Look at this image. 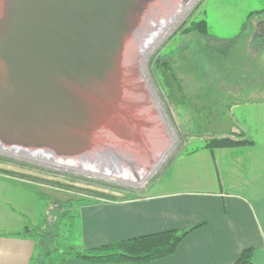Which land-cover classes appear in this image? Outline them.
<instances>
[{"label":"crops","instance_id":"obj_1","mask_svg":"<svg viewBox=\"0 0 264 264\" xmlns=\"http://www.w3.org/2000/svg\"><path fill=\"white\" fill-rule=\"evenodd\" d=\"M255 18L264 19V13ZM244 46L247 51L238 57L236 72L225 68V75L211 83L215 86L204 87L210 97L205 92L201 103L197 96L194 109L219 106L216 115L228 117L230 123L217 134L237 136L241 131L252 143L211 149L204 139L177 152L143 195L84 200L75 208L81 248L199 225L173 254L152 261L70 257L66 264H229L247 247H254L252 264H264V49L249 38ZM218 124L221 127V121ZM4 187L11 194L0 190V216L7 217L0 221V264H31L36 241L23 230L34 225L20 220L18 183L0 175Z\"/></svg>","mask_w":264,"mask_h":264},{"label":"rangeland","instance_id":"obj_2","mask_svg":"<svg viewBox=\"0 0 264 264\" xmlns=\"http://www.w3.org/2000/svg\"><path fill=\"white\" fill-rule=\"evenodd\" d=\"M175 1L161 0L147 12L144 19L157 8L165 10V3L169 5ZM263 7L264 0H199L178 27L153 52L147 54L145 72L158 97L164 119H160L155 130L151 127L153 122H135V115L127 114L126 108L122 107V112L108 122L106 131L97 135L91 145L97 151L96 156L93 155L95 159H114L113 164L107 162L111 166L108 168L110 172L104 168L99 175L87 174L59 167L50 160L46 163L26 157L29 156L27 154L21 156L0 150V175L18 183L21 188L19 198L15 200L18 203L14 202V205L16 203L18 206L20 220L28 219L35 227H43L48 239L44 240L46 245L42 240L40 244L43 243L47 250L51 249L53 242L49 239L58 233L54 237L57 245L64 247V243L69 245L76 240L75 246L78 247V222L70 224L61 219L56 223V217L62 211L66 208L70 210L72 206L75 209L81 200L143 195L177 152L191 149L195 144H201L206 136L225 130L223 126L229 125L230 121L226 116L216 115L215 112L221 111L219 106L202 107L198 111L194 109V104L198 101L197 96H201V103L205 102L202 98L205 92L210 97V92L204 87L215 86L211 83L225 75V68L229 73L236 72L238 57H243L247 51L245 40L249 38L252 43L261 44L259 50L263 51L264 19H248L253 8L260 10ZM202 17L208 21L210 36L191 30L183 31L191 21ZM157 59L160 60L158 63ZM163 60H171L176 72L172 78L165 77L163 68L157 66ZM168 80L181 82L182 86L178 88L173 85L170 88ZM150 108L149 105L148 114L152 113ZM219 120L221 127H218ZM165 122L167 128L163 127ZM167 131L173 139L169 153L143 184L133 182L131 179L134 175L124 166H129L130 161L144 165L151 160L155 154L154 145L163 142ZM0 190L4 194H11L10 189L5 187ZM6 219V215L0 216L1 222ZM48 260L45 258L42 264H49Z\"/></svg>","mask_w":264,"mask_h":264},{"label":"water","instance_id":"obj_3","mask_svg":"<svg viewBox=\"0 0 264 264\" xmlns=\"http://www.w3.org/2000/svg\"><path fill=\"white\" fill-rule=\"evenodd\" d=\"M160 1L3 0L2 135L89 149L122 112L127 48Z\"/></svg>","mask_w":264,"mask_h":264},{"label":"bare ground","instance_id":"obj_4","mask_svg":"<svg viewBox=\"0 0 264 264\" xmlns=\"http://www.w3.org/2000/svg\"><path fill=\"white\" fill-rule=\"evenodd\" d=\"M198 1L176 0L169 5L165 3V10L158 8L153 10L136 31L134 41L129 44L124 59V89L122 97L123 108H126L124 110H127V114L135 115V118H137L135 122L146 121L149 124L153 122L154 124L151 127L156 130L160 119H164L157 101L158 97L156 98L155 90L145 72V59L148 53L153 52L178 27ZM149 105L152 110L150 114H148ZM163 125V127H168L166 122ZM170 134L167 131V136L162 139L163 142L160 141L161 143L158 144L159 141H157L156 144L158 145H154V157L148 160L146 164H141L143 165L141 166L135 161H130L129 166H124V169L134 175V178L131 179L133 182L143 184L146 177L152 174L158 164L164 159L173 140L172 137L170 138ZM4 135H7V138ZM0 150H8L9 153L21 156H26L23 154H27L29 156L26 157L40 159L46 161V163L50 160L59 167L72 168L94 175H99V171L104 168L110 172L108 168L111 166L107 162L110 161L113 164L114 161V159L110 160L103 157L102 159H95L93 155L97 151L92 147L84 150H70L47 144H26L6 130H4L3 135L0 132Z\"/></svg>","mask_w":264,"mask_h":264},{"label":"trees","instance_id":"obj_5","mask_svg":"<svg viewBox=\"0 0 264 264\" xmlns=\"http://www.w3.org/2000/svg\"><path fill=\"white\" fill-rule=\"evenodd\" d=\"M264 13V9L258 11H252L248 15V19L251 20L254 17H261ZM191 30L196 31L204 36H210L208 29V22L206 18L202 17L198 20L191 21L190 24L184 28L183 31ZM160 60L157 59V63ZM158 67L163 68L165 77L172 78L176 72L174 71L171 60H163L158 65ZM178 82V81H177ZM168 80L169 87L177 86L180 88L181 82L177 83ZM237 136L231 135H222L213 133L210 136L205 137L206 146L214 149L218 147H231L241 144L252 143L253 140L247 136H244V133L239 131ZM84 200H81L82 202ZM73 207V206H72ZM72 207L69 209L66 208L65 211H62L59 214V217H56V223L59 221L66 220L67 223L72 224L77 221V216L75 213V209ZM199 225V224H198ZM198 225H194L187 228H169L156 232L140 234L137 236L121 239L116 242L103 244L97 247L90 248H81L75 246V241L72 240V243L67 245L64 243V247H61L56 244L54 237L56 238L58 233H54V237L49 239L53 242L51 249L47 250V247L40 244L44 240H47L45 233L43 232V227L38 226H29L25 225L23 233L25 235L32 236L36 241L35 253L33 254L31 264H42V261L45 258H49V264H66L68 258L77 257L90 261H129L136 263H145L148 261H152L170 254H173L181 241L185 238V236ZM39 231V232H38ZM78 234V227H77ZM77 236V235H76ZM46 245V241H44ZM44 251L46 253H44ZM254 252V247L245 248L239 256L229 264H252V256Z\"/></svg>","mask_w":264,"mask_h":264}]
</instances>
